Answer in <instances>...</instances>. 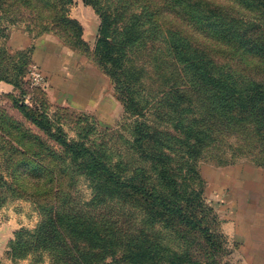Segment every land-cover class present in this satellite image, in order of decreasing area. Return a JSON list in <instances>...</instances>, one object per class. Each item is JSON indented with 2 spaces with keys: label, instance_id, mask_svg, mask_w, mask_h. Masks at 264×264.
Instances as JSON below:
<instances>
[{
  "label": "trees",
  "instance_id": "1",
  "mask_svg": "<svg viewBox=\"0 0 264 264\" xmlns=\"http://www.w3.org/2000/svg\"><path fill=\"white\" fill-rule=\"evenodd\" d=\"M74 1L0 0V37L6 38L10 27L24 24L35 39L53 33L74 48L85 47L83 29L69 15ZM84 1L101 17L96 56L119 85L126 112L138 118L132 127L131 149L133 157L145 164L134 168L113 164L86 144L69 141L63 130L54 131L48 118L24 99L5 96L63 149L76 171L92 180L95 207L127 204L141 219L127 236L121 223L108 225L56 206L35 232L17 234L14 250L45 253L50 264H219L218 259L227 253L226 241L215 229L217 210L206 206L203 191L195 186L203 181L197 161L216 146L222 134L240 127L249 128V148L258 157V165H264L259 161L264 157V81L237 75L219 61L221 54H230L248 65L256 60L264 71V0H230L238 11L213 7L203 0ZM128 9H133L130 14ZM168 9L187 20L186 36L171 35V39L190 85L176 84L159 99L168 108L165 115L172 129L162 130L142 120L149 104L136 92V72L127 66V49L140 35L138 25L144 12L157 18ZM196 36L205 41L206 48H197L192 40ZM3 50L0 82L12 84L25 97L30 50L19 51L21 63L15 64ZM28 140L40 139L30 134ZM47 172L53 175L52 170L40 168L35 173ZM4 186L0 173V188ZM158 226L162 229L156 230ZM172 238L176 246L169 242Z\"/></svg>",
  "mask_w": 264,
  "mask_h": 264
},
{
  "label": "rangeland",
  "instance_id": "2",
  "mask_svg": "<svg viewBox=\"0 0 264 264\" xmlns=\"http://www.w3.org/2000/svg\"><path fill=\"white\" fill-rule=\"evenodd\" d=\"M203 1L213 7L238 11L230 0ZM132 10L128 9L126 13L130 14ZM69 15L82 27L86 46L74 48L53 33L36 37L42 38L40 63L34 59L33 46L28 55L27 94L22 97L16 89L12 94L16 99H24L39 115L46 116L54 131L63 130L69 141L86 144L113 164L121 163L129 168L142 166L145 162H138L131 149L134 141L132 127L138 118L126 112L118 93L119 85L109 67L96 56L101 17L84 0H75L69 8ZM142 15L138 25L140 35L127 49V66L136 72L139 98L149 104L142 120L153 127L172 130L165 115L168 108L164 102L158 101L172 86L190 85L188 72L176 57L171 39V35L186 36L187 20L170 9L159 13L157 18H151L146 12ZM16 27L27 32L24 24ZM192 40L198 49L207 47L199 36ZM5 42L0 38V53H5V49L13 64L21 63L19 51H11ZM219 61L225 69L237 75L264 81V71L256 60L248 65L230 54H221ZM34 66L44 77L41 85H36L28 77L29 69ZM5 95L0 94V173L5 182V186L0 188V264H37L38 260L40 264H50L45 253L40 256L22 252L20 248L15 251L14 242L23 230L35 232L56 206L72 210L73 214L91 215L108 225L119 226L121 223L124 234L130 236L136 229L135 221L141 219L140 214L129 205L117 202L95 207L92 180L76 171L63 149L16 109L13 99ZM30 134L40 140L29 141ZM215 145L197 161L203 181L198 186L195 183V186L203 191L202 199L206 206L217 210L215 229L223 234L227 247V253L218 259L219 264H240L235 250L237 245L229 241L223 230L225 217L231 209L227 200L234 188L252 187L261 182L264 165H258V157H254L249 148V128H234L222 134ZM37 153L40 156L36 157ZM259 158L260 162L264 161V157ZM249 165L258 170L250 178L257 180L250 184ZM37 168L52 170L53 175L49 172L35 173ZM153 182L159 183L157 178ZM161 229V226L156 228ZM175 240L172 238L169 242L176 246Z\"/></svg>",
  "mask_w": 264,
  "mask_h": 264
},
{
  "label": "crops",
  "instance_id": "3",
  "mask_svg": "<svg viewBox=\"0 0 264 264\" xmlns=\"http://www.w3.org/2000/svg\"><path fill=\"white\" fill-rule=\"evenodd\" d=\"M0 38L6 41L11 51H25L35 46L34 59L40 63L42 38L35 39L16 26L7 29L6 38ZM14 91L12 84L0 82V94H12ZM257 171L249 165V184L257 180L250 179ZM257 183L253 184L254 187L244 185L234 188L227 200L231 209L225 217L223 230L229 241L237 245L235 250L240 264H264V179Z\"/></svg>",
  "mask_w": 264,
  "mask_h": 264
},
{
  "label": "built area",
  "instance_id": "4",
  "mask_svg": "<svg viewBox=\"0 0 264 264\" xmlns=\"http://www.w3.org/2000/svg\"><path fill=\"white\" fill-rule=\"evenodd\" d=\"M29 70H30L28 74L29 79L32 78V80L36 85H41L44 80V77L40 72V70L36 66L31 67Z\"/></svg>",
  "mask_w": 264,
  "mask_h": 264
}]
</instances>
